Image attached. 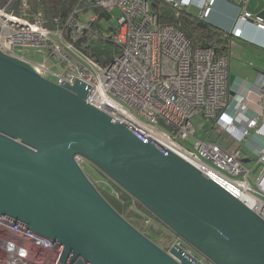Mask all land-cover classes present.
<instances>
[{
    "label": "water",
    "instance_id": "95a60500",
    "mask_svg": "<svg viewBox=\"0 0 264 264\" xmlns=\"http://www.w3.org/2000/svg\"><path fill=\"white\" fill-rule=\"evenodd\" d=\"M247 9L264 17V0ZM87 94L82 82L58 86L0 52L1 218L58 242L66 264H201L134 228L78 166L81 155L213 264H264L260 217Z\"/></svg>",
    "mask_w": 264,
    "mask_h": 264
},
{
    "label": "built area",
    "instance_id": "2783aa9c",
    "mask_svg": "<svg viewBox=\"0 0 264 264\" xmlns=\"http://www.w3.org/2000/svg\"><path fill=\"white\" fill-rule=\"evenodd\" d=\"M159 1L177 13L195 7L198 17L206 21L217 2ZM233 1L239 15L234 29L225 32L228 50L220 54L213 47L195 46L179 26L162 24L151 0H78L65 24L55 18L52 28L42 11L31 9L30 0L17 5L16 0H7L0 5V52L29 64L45 79L47 74L55 76L58 86L84 83L89 105L128 126L143 142L179 156L264 221V77L255 98L246 96L237 106L230 87L232 44L243 38L248 24L264 32V17L247 9L251 0ZM89 10L103 12L111 27L115 26L112 39L121 53L107 65L76 44L83 37L99 34L92 33L98 17L87 24L77 19ZM115 10L119 11L117 19L112 15ZM261 46L264 49V43ZM16 49L45 52L44 62L51 60L60 72L27 60ZM196 117L210 121L218 137L198 139L193 124ZM218 138H223L226 146L219 144ZM247 151L255 154L254 160ZM74 159L85 173L87 160L81 155ZM243 160L252 167H246ZM258 172L253 185L251 176ZM111 195L125 204L120 193ZM132 208L137 210L135 203ZM144 223L156 224L151 218ZM165 233L171 243L162 249L170 256L178 247L201 264H213L170 228ZM63 252L58 242L0 217V264H66Z\"/></svg>",
    "mask_w": 264,
    "mask_h": 264
},
{
    "label": "trees",
    "instance_id": "16d2710c",
    "mask_svg": "<svg viewBox=\"0 0 264 264\" xmlns=\"http://www.w3.org/2000/svg\"><path fill=\"white\" fill-rule=\"evenodd\" d=\"M77 1L78 0H30V4L33 11H42L45 14V17L48 20V26L52 28L55 25L53 22L55 18L60 20L61 25L65 24L67 17L72 12ZM151 1L155 4L154 12L157 14L160 22L162 24H173L179 26L195 46L213 47L220 54L228 50V39L225 38V32L221 29L213 26L206 20L200 19L198 16H195L188 11H181L177 13V11L159 0ZM6 2L7 0H0V5L3 6ZM19 2H21V0H16L15 5ZM97 31L99 34L95 37H83L79 39L76 44L88 56L95 58L103 65H107L121 53L120 47L112 39V35L116 32V30L112 27L105 29L101 25L95 24L92 27V33L95 34ZM112 183L113 185L118 186L115 182L112 181ZM119 188L120 194L125 201V204L123 205L112 197V192L105 191V194L100 191L99 192L127 221L132 217L142 218L143 221L146 218L153 219L156 224L141 227L139 231L160 248H163V245L166 243H171V237L165 233L167 231V226H165L137 200H134L133 197L122 187ZM134 203L136 204L137 210L132 208V204Z\"/></svg>",
    "mask_w": 264,
    "mask_h": 264
},
{
    "label": "crops",
    "instance_id": "0c3cea01",
    "mask_svg": "<svg viewBox=\"0 0 264 264\" xmlns=\"http://www.w3.org/2000/svg\"><path fill=\"white\" fill-rule=\"evenodd\" d=\"M238 15L239 10L233 0H217L207 21L224 32H230L235 27ZM263 43L264 32L248 24L244 28L243 38L236 39L232 44L230 76H234V82L230 83V87L234 106L246 96L255 98L257 94L258 83L264 77ZM224 143L226 146L225 140Z\"/></svg>",
    "mask_w": 264,
    "mask_h": 264
},
{
    "label": "rangeland",
    "instance_id": "374dc122",
    "mask_svg": "<svg viewBox=\"0 0 264 264\" xmlns=\"http://www.w3.org/2000/svg\"><path fill=\"white\" fill-rule=\"evenodd\" d=\"M188 12L195 15V16L199 15V10L195 7H192ZM112 15L114 16L115 19L119 18V11L115 10L112 13ZM95 17L99 18L98 24L101 25L103 28L107 29V28L111 27V24L107 21L103 12H100V11L89 10V11L83 12L79 15V17L77 19L79 21L87 24V23H90L91 20L94 19ZM112 28L115 29V26H112ZM16 53L19 54L20 56L25 57L27 60H29L31 62H34L36 64H40V65H44L46 68L50 69V71H52L56 74L60 72V68L57 66H54V63L51 60L48 61L47 63L44 62V58L47 55L45 52H44V54H42L41 50H39V49H16ZM46 79L48 81L54 83V84L57 82V78L51 74H47ZM193 124L197 130L196 137L198 139H200V140H213V139H216L218 137V135L213 130V124L210 121H208L202 117H196L193 120ZM207 131H209L211 133L210 136L207 135V133H206ZM217 141L219 142V144H221L223 146L225 145L223 138H218ZM185 146H186V144H185ZM246 155H248V157L252 158L253 160L255 159L254 153L247 151ZM243 163L248 168L252 167V163L249 161L243 160ZM83 167H84L85 173L90 177L92 183L97 187L98 191H100L103 194H105V191H110L113 193L114 192L120 193V188H119L120 186L118 185L119 186L118 187V186L113 185V183L110 182L109 179H107V178L105 180L101 175H99L98 169L95 166H93L89 161H87ZM258 176H259V172L255 175L251 176V181H252L253 185H254V182L256 181V179L258 178ZM116 191H118V192H116ZM128 222L134 228H136L138 230L141 229V227L146 226L145 224H143L144 223L143 219L138 218V217L129 218ZM161 243H163V242H161ZM166 244L163 245L164 248L165 247L167 248V246L170 245V243L169 244L166 243Z\"/></svg>",
    "mask_w": 264,
    "mask_h": 264
},
{
    "label": "flooded vegetation",
    "instance_id": "af4514ba",
    "mask_svg": "<svg viewBox=\"0 0 264 264\" xmlns=\"http://www.w3.org/2000/svg\"><path fill=\"white\" fill-rule=\"evenodd\" d=\"M98 173H99V175H101L105 180H106V178L109 179V181L111 180L110 178H108L106 175H104V174H103L102 172H100L99 170H98ZM110 182H112V180H111Z\"/></svg>",
    "mask_w": 264,
    "mask_h": 264
}]
</instances>
